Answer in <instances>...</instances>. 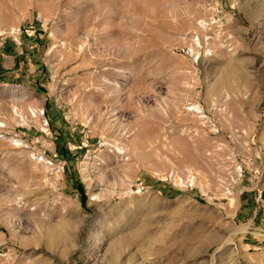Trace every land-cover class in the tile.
I'll list each match as a JSON object with an SVG mask.
<instances>
[{
    "label": "rangeland",
    "instance_id": "374dc122",
    "mask_svg": "<svg viewBox=\"0 0 264 264\" xmlns=\"http://www.w3.org/2000/svg\"><path fill=\"white\" fill-rule=\"evenodd\" d=\"M0 264H264V0H0Z\"/></svg>",
    "mask_w": 264,
    "mask_h": 264
}]
</instances>
